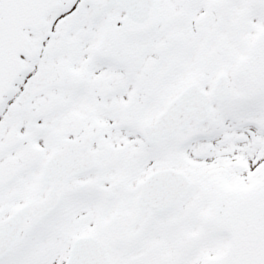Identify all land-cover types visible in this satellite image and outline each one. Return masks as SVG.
I'll return each instance as SVG.
<instances>
[{
	"label": "snow or ice",
	"instance_id": "obj_1",
	"mask_svg": "<svg viewBox=\"0 0 264 264\" xmlns=\"http://www.w3.org/2000/svg\"><path fill=\"white\" fill-rule=\"evenodd\" d=\"M0 264H264V0H0Z\"/></svg>",
	"mask_w": 264,
	"mask_h": 264
}]
</instances>
